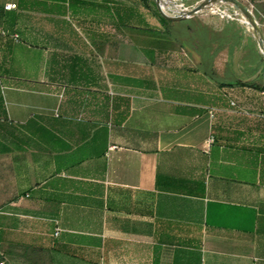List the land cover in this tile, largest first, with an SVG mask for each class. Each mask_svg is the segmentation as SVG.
Listing matches in <instances>:
<instances>
[{
    "label": "crops",
    "instance_id": "1",
    "mask_svg": "<svg viewBox=\"0 0 264 264\" xmlns=\"http://www.w3.org/2000/svg\"><path fill=\"white\" fill-rule=\"evenodd\" d=\"M144 28L121 0H0L9 263L264 264V82Z\"/></svg>",
    "mask_w": 264,
    "mask_h": 264
},
{
    "label": "rangeland",
    "instance_id": "2",
    "mask_svg": "<svg viewBox=\"0 0 264 264\" xmlns=\"http://www.w3.org/2000/svg\"><path fill=\"white\" fill-rule=\"evenodd\" d=\"M121 1L127 4L130 10L138 11V13L143 15L144 25L147 24L148 27L161 29L157 19L152 14L155 8L159 12L156 0H147L149 8H147L141 0ZM203 1L204 0H160L159 4L162 11L167 16L174 17L175 15L178 16L180 13H183L181 9L189 10L193 7H197ZM236 1L240 2L253 13L255 20L260 25L259 29L264 37L263 1ZM153 2L155 6L153 5ZM168 6L172 7L171 11L167 10ZM201 14L180 22L172 21L173 24L170 26V29L175 37L171 42L173 44V49L171 48L169 53L165 52V60L163 61H166V59L169 60L170 55L185 57L186 55L190 56L196 54L197 51L195 46L198 45V41H201L205 37L207 40L211 39V43L208 45V54L213 55L216 51L217 53L213 56L215 57L224 50V56L232 61L236 68L239 67L237 64L240 62V71L246 73L255 72L258 75L257 81L260 83L264 82V54L260 51L252 30L244 24L238 11L230 4H215ZM225 14L229 15V18L225 16ZM187 21V24L178 25V23ZM198 32H200L199 35ZM224 32H227L228 35L224 36ZM132 36L136 38V35ZM143 37L145 48L150 47L152 45L150 37L147 35H144ZM220 56L222 57L223 55ZM248 61L252 63V66L249 67L248 65H245V62Z\"/></svg>",
    "mask_w": 264,
    "mask_h": 264
},
{
    "label": "water",
    "instance_id": "3",
    "mask_svg": "<svg viewBox=\"0 0 264 264\" xmlns=\"http://www.w3.org/2000/svg\"><path fill=\"white\" fill-rule=\"evenodd\" d=\"M159 1L160 0H156V4H157L158 10L161 13V15L168 20L176 21V22L183 21V20L195 17V16H199L200 14H197V13L200 10L208 8V3L210 1L215 2V4H230V5H232L233 8L236 9L238 11V13L241 15L243 22L252 30L254 37L257 40L258 47H259L260 51L264 54V37H263V34L257 25L258 23L255 20L253 13L250 10H248L245 6H243L240 2H238L236 0H204L197 7H193L189 10H186V11L181 10L183 13H180L179 15L177 14L178 16H175V17H170V16H167L162 11V8L160 7ZM167 10L171 11L172 7L168 6ZM194 11H196V12H194ZM254 22H255V24H254Z\"/></svg>",
    "mask_w": 264,
    "mask_h": 264
},
{
    "label": "trees",
    "instance_id": "4",
    "mask_svg": "<svg viewBox=\"0 0 264 264\" xmlns=\"http://www.w3.org/2000/svg\"><path fill=\"white\" fill-rule=\"evenodd\" d=\"M142 3H144V5L148 7V1L147 0H141ZM263 1V7H264V0ZM153 5L155 6L154 2ZM154 15V17L157 19L159 25L161 26V29H156L153 27H148L147 24L146 27L143 29L144 35H147L150 37V39L152 40L151 43L155 42L157 44H159L161 47H168V45L171 44V42L174 40V34L172 33V30L170 29V26L173 24V22L171 20L166 19L165 17H163L155 8V10L152 13ZM180 22V21H178ZM187 22H182V23H178V25L181 24H187ZM194 34V33H193ZM200 34V32H198V35ZM224 36H227L228 33L224 32L223 33ZM205 42V48L204 51L206 53V55L208 56H214L215 53H217L216 51L214 52L213 55L208 54L209 52V44L211 43V39H206L205 37L202 39ZM219 51V50H218ZM241 85H245L246 83H240ZM259 88V87H258ZM261 89H264V86L261 87Z\"/></svg>",
    "mask_w": 264,
    "mask_h": 264
},
{
    "label": "built area",
    "instance_id": "5",
    "mask_svg": "<svg viewBox=\"0 0 264 264\" xmlns=\"http://www.w3.org/2000/svg\"><path fill=\"white\" fill-rule=\"evenodd\" d=\"M174 7V6H173ZM6 10H10V9H13V8H15V5L14 4H7V5H5V7H4ZM182 11H186L187 9H181ZM174 14V13H173ZM225 16H229V15H227V14H225ZM229 18V17H228ZM259 25V24H258ZM260 26V25H259ZM263 27H264V24H263ZM2 214V210L0 209V215ZM0 264H11V263H9L6 259H4L3 257H2V254H1V243H0Z\"/></svg>",
    "mask_w": 264,
    "mask_h": 264
},
{
    "label": "bare ground",
    "instance_id": "6",
    "mask_svg": "<svg viewBox=\"0 0 264 264\" xmlns=\"http://www.w3.org/2000/svg\"><path fill=\"white\" fill-rule=\"evenodd\" d=\"M213 5H215V2H212V1H210L209 3H208V8L210 7H212ZM208 8H205V9H203V10H200L197 14H201V13H203L206 9H208ZM215 8V7H214ZM194 12H196V11H194ZM201 12V13H200ZM171 15V14H170ZM176 16V15H175ZM174 16V17H175ZM245 24V23H244ZM252 24V23H251ZM254 24H255V22H254ZM258 25V24H257ZM254 26V25H253ZM258 27H259V25H258Z\"/></svg>",
    "mask_w": 264,
    "mask_h": 264
}]
</instances>
